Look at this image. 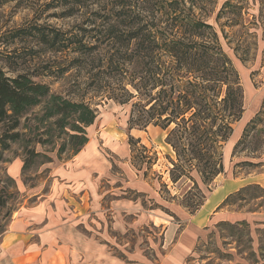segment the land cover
Wrapping results in <instances>:
<instances>
[{
  "label": "rangeland",
  "instance_id": "1",
  "mask_svg": "<svg viewBox=\"0 0 264 264\" xmlns=\"http://www.w3.org/2000/svg\"><path fill=\"white\" fill-rule=\"evenodd\" d=\"M194 1L201 9H194L195 15L215 27L239 75L243 103L241 119L222 150L223 172L207 187L197 179L203 199L195 191L185 196L191 185L185 179L171 183L169 160L174 154L165 144L166 131L154 126L128 130V105L82 90L84 100L93 104L96 119L86 128L88 143L73 173L69 146L59 154L68 139L55 118H44L43 105L30 109L14 130L9 123L0 124L5 148L0 150V240L18 209L63 208L69 229L95 244L103 243L110 260L95 252V260L79 262L53 247L51 264H140L136 259L146 257L159 261L169 249L164 245L165 231L170 228L174 240L188 228L192 232L193 217L216 202L207 226L193 233L185 264H264V251L262 256L258 251L264 250V209L249 212L264 208V195L219 208L228 195L243 187L264 188V0H231L217 21L212 14L225 0ZM68 10L59 7V0H0V69L6 76L28 75L54 94L66 96L72 91L77 98L75 71L64 77L56 74L68 65L69 57L47 50L37 33H72L81 17L80 13L67 16ZM77 80L86 82V74ZM250 120L254 125L236 146ZM129 137L135 143L134 153H130ZM133 155L138 162L140 155L151 160L137 164ZM189 198L202 206L196 211L185 207ZM215 213L231 224L247 222L252 243L240 232L237 238L229 229L218 228L212 218ZM0 264L8 263L0 260Z\"/></svg>",
  "mask_w": 264,
  "mask_h": 264
},
{
  "label": "trees",
  "instance_id": "2",
  "mask_svg": "<svg viewBox=\"0 0 264 264\" xmlns=\"http://www.w3.org/2000/svg\"><path fill=\"white\" fill-rule=\"evenodd\" d=\"M229 1L215 10L211 17L214 21ZM196 3L59 0V7L69 9L67 16L80 13V24L72 33H37L47 50L69 57L68 65L59 67L56 74L64 77L75 71L77 98L72 97V91L66 96L54 94L49 86L34 82L28 75L10 78L0 69V124L9 123L10 130H14L30 109L43 105L44 118H55L68 139L59 154L69 146L75 156L87 144L86 128L96 119L93 104L86 102L85 92L80 91L101 94L109 101L129 106L128 130L154 126L167 132L165 144L174 154L169 160L171 183L185 179L191 183L185 196L195 191L203 199L197 179L207 187L223 172L222 150L233 125L241 119L243 103L239 75L215 27L195 15L194 9L201 11ZM83 73L86 82H78L77 77ZM253 125L254 120L247 123L236 146L246 139ZM1 143L0 150H4ZM128 144L130 153H134L133 138L129 137ZM141 149L145 151L143 146ZM139 159L133 155L137 164L151 160L141 155ZM262 195L264 188L249 185L228 195L219 208L257 200ZM185 201L184 206H193V211L202 206L193 204L190 198ZM217 227L229 229L237 238L240 232L252 243L245 221L219 222ZM258 251L262 256L263 248Z\"/></svg>",
  "mask_w": 264,
  "mask_h": 264
},
{
  "label": "crops",
  "instance_id": "3",
  "mask_svg": "<svg viewBox=\"0 0 264 264\" xmlns=\"http://www.w3.org/2000/svg\"><path fill=\"white\" fill-rule=\"evenodd\" d=\"M84 147L80 152L84 151ZM80 152L73 157L70 173L77 167ZM216 206L217 203L214 202L213 208H205L197 213L193 217V231L188 228L175 240L168 228L165 231L164 245L169 249L160 256L159 261L148 257L136 261L140 264H185L194 244L193 233L207 226ZM65 215L67 213L63 208L18 209L1 237L0 260L8 264H51L55 258L53 250H50L53 247H57L60 253L76 257L79 262L95 260V252L101 254L102 259L110 260L109 254L103 249V243L95 244L94 240L83 238L79 232L69 229L71 225L67 223ZM212 218L216 223L225 219L223 216L218 217L217 213ZM39 248L43 251L40 252Z\"/></svg>",
  "mask_w": 264,
  "mask_h": 264
}]
</instances>
